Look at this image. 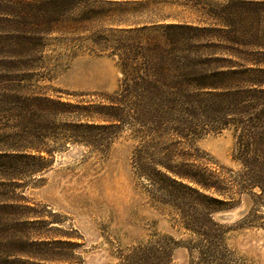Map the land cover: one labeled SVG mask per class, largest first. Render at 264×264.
I'll list each match as a JSON object with an SVG mask.
<instances>
[{"label":"rangeland","instance_id":"obj_1","mask_svg":"<svg viewBox=\"0 0 264 264\" xmlns=\"http://www.w3.org/2000/svg\"><path fill=\"white\" fill-rule=\"evenodd\" d=\"M230 1L244 0H193L183 7L161 3L123 20L151 26L152 22L173 23L174 18L167 17L179 16L183 21L213 25L216 19L211 17L212 11ZM108 2L62 0L52 6L40 25L43 39L20 47L22 55L13 60L24 92L78 104L101 102V95L119 90V62L105 48V42L111 34L115 39L120 36L111 31L125 27L118 26V17L96 18L98 14L84 12L91 7L107 9ZM90 16L94 19L86 20ZM11 21L19 28V22L29 25L34 20L12 17ZM260 27L263 30L264 23ZM258 38L264 36L259 34ZM73 116L67 112L57 122L64 124L67 137L46 139L54 151L47 158L50 166L42 172L29 173L27 164L33 162L26 160L9 165L2 162L0 264H264L263 191L255 189L236 196L233 205L215 214L213 221L199 218L188 223L185 218L203 211L207 203L201 201L193 209L180 211L159 197L155 188L151 192L144 176L146 169L135 157L137 139L130 131L121 133L109 148L105 141L85 144L69 137L66 123L76 120ZM46 124H55L53 116ZM99 132L93 134H104ZM237 137L235 126L194 137L184 143L183 158L217 169L231 180L233 172L242 170ZM7 203L26 206L15 218L34 225L19 226L16 235L10 236L9 211L3 208ZM244 206V214L233 221L219 218ZM25 237L51 243L33 248L36 254L46 250L41 252L45 259L24 253Z\"/></svg>","mask_w":264,"mask_h":264},{"label":"trees","instance_id":"obj_2","mask_svg":"<svg viewBox=\"0 0 264 264\" xmlns=\"http://www.w3.org/2000/svg\"><path fill=\"white\" fill-rule=\"evenodd\" d=\"M59 1L0 0V167L3 161L9 165L16 160L33 162L27 164L31 174L49 167L47 158L54 150L46 139L67 137L64 124L57 122L69 112L76 119L66 123L69 137L85 144L105 141L109 148L121 133L130 131L137 139L135 157L146 169L151 192L155 188L159 197L180 211L207 203L205 211L185 218L188 223L199 218L213 221L215 214L233 205L236 196L255 189L264 192V38H258L264 36L260 29L264 0L230 1L212 11L213 25L183 21L179 16L167 17L174 18L173 23L152 22L151 26L123 20L155 4L183 7L193 0H156L155 4L109 0L107 9L88 8L86 15L118 17V26L125 27L110 30L120 36L115 39L111 34L105 42L118 59L122 81L115 94L101 95V102L78 104L24 92L13 69V60L22 55L20 47L43 39L40 25ZM12 17L34 21L19 22L16 28ZM50 115L55 124L47 125ZM231 126L238 133L237 159L242 166L231 180L217 169L183 158L184 143ZM24 207L4 204L10 236L16 235L19 226L34 225L15 218ZM23 244L28 257L42 260L41 252L46 250H37L39 255L33 248L51 243L25 237Z\"/></svg>","mask_w":264,"mask_h":264},{"label":"water","instance_id":"obj_3","mask_svg":"<svg viewBox=\"0 0 264 264\" xmlns=\"http://www.w3.org/2000/svg\"><path fill=\"white\" fill-rule=\"evenodd\" d=\"M245 210H246V206L242 207L240 210H236L234 212L222 214L219 216V218L223 221H233L238 216L243 215Z\"/></svg>","mask_w":264,"mask_h":264},{"label":"bare ground","instance_id":"obj_4","mask_svg":"<svg viewBox=\"0 0 264 264\" xmlns=\"http://www.w3.org/2000/svg\"><path fill=\"white\" fill-rule=\"evenodd\" d=\"M94 78H95V77H94ZM88 79H89V78H88ZM88 79H87V80H88ZM87 80H86V81H87ZM78 82H79V81H78ZM83 82H84V81H83ZM78 86H79V85H78ZM83 86H84V85H83Z\"/></svg>","mask_w":264,"mask_h":264}]
</instances>
